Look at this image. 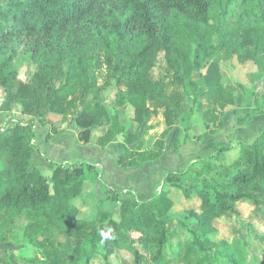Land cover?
Returning a JSON list of instances; mask_svg holds the SVG:
<instances>
[{
	"label": "trees",
	"instance_id": "16d2710c",
	"mask_svg": "<svg viewBox=\"0 0 264 264\" xmlns=\"http://www.w3.org/2000/svg\"><path fill=\"white\" fill-rule=\"evenodd\" d=\"M206 33L209 38L217 35L219 45L240 62L259 63L264 53V0H0V88L7 93L1 109L9 111L17 104L32 117L30 123L16 120L14 126L0 127V244L12 220L24 216L38 227L31 236L42 255L38 264L108 263V248L128 254L133 264H172L166 254L169 247L175 259L184 252L185 264L247 261L252 224L242 220L245 213L238 204L248 202L264 212V129L251 142L234 141L182 171L167 172L165 183L171 190L161 193L156 205L143 200L134 205L105 187L103 198L114 207L91 220L79 219L75 201L93 165L55 164L50 178L31 166L37 151L32 123L37 119L57 132L54 114H74L83 143L104 126L103 144L120 133L127 144L138 139L121 124L117 110L111 123V110L96 100L102 87L96 76L86 74L95 58L107 67L116 106L131 105L144 120L161 109L165 125H175L183 112V96L198 91L188 61L192 45L199 46ZM25 41L37 70L30 81L17 82L14 61ZM160 54L169 82L179 92L165 95L166 82L152 78ZM217 88L223 106L234 102L224 86ZM140 149L141 142L134 163L124 156L119 163L155 160L163 151ZM186 178L193 181L187 183ZM173 188L189 201H198L197 209L187 210L198 231L188 229L185 242L171 241L170 219L161 215L174 208ZM225 213L241 221L232 243L241 248L239 257L214 250L215 221Z\"/></svg>",
	"mask_w": 264,
	"mask_h": 264
},
{
	"label": "rangeland",
	"instance_id": "374dc122",
	"mask_svg": "<svg viewBox=\"0 0 264 264\" xmlns=\"http://www.w3.org/2000/svg\"><path fill=\"white\" fill-rule=\"evenodd\" d=\"M208 36L206 33L201 38L199 46L192 45L188 65L191 70V78L199 83V88L195 95L183 96V112L172 127L165 125L161 109L144 120L143 115L137 114L131 105L116 106L117 93L112 84L108 82L107 67L104 64L99 65L98 58L89 62L86 74L89 78L97 77L98 84L102 89L96 100L111 110V123L114 111L117 110L121 124L133 136L138 137L133 144H126L129 146V154L120 153L117 144L102 143L107 126L95 129L88 143L81 142L78 137L79 132L77 133V129L73 128L76 127L74 114L65 117H60L59 114L52 115L57 132H54L50 126L42 125L37 119L33 121L32 129L36 136L37 151L33 154L31 166L37 168L41 174L50 178L55 164L75 167V165H82L85 162L93 165V168L85 176L86 185L82 196L75 201L80 208L79 219L91 220L98 217L102 211L113 209L114 202L103 198L105 187L116 190L120 193L121 198L130 200L134 205L142 199L156 205L161 193L168 194L170 192V186L165 182L161 184L157 178L154 180L157 183L156 186H148L146 191L140 190L138 180H141L142 175L139 173L141 170L139 168L129 170L134 174L135 179L131 185L125 184L122 188L117 189L106 183L110 182L109 177L103 176L99 169V163L101 162L103 165L107 161L106 165L110 169L108 174L113 176V173H116L112 166H116L115 163L122 166L119 162L123 156L134 163L137 157L135 150L140 142L142 143L140 151L163 150L160 155L162 157H159L164 158L166 163H169V158L172 160H170L172 166L171 164L167 166L168 169L175 171V167L179 164V170L182 171L185 165L180 166V164L183 162H189L199 154L209 156L218 147L233 143L234 141L231 140L237 136L239 139L248 138L243 140L251 142L256 138V135L251 132L255 129L257 122L264 127V53L261 54L259 63L240 62L237 55L228 51V48L219 45L217 35L212 34L210 38ZM20 46L21 49L14 61L19 72L17 82L30 81L37 70V64L32 58L29 42L25 41ZM151 76L154 80L166 82L163 86L165 95L179 92L180 89L172 86L169 82V74L162 54H160ZM218 84L224 86L232 94L234 98L232 104L223 106L217 88ZM6 96L5 89L0 88V127L14 126L16 120L30 123L32 117L23 114L22 107L17 104H14L9 111L1 109ZM240 118H245L246 121L240 122ZM121 134L124 136V133ZM49 136L50 138H48ZM194 152L197 153L194 154ZM180 156L184 157L182 161ZM143 163L136 165L140 166ZM186 165L188 166L189 163ZM150 171L152 169L148 167V173ZM186 181L190 183L193 180L186 178ZM161 185L162 187H160ZM171 195L175 201L174 208L168 214L161 215L170 219L171 241L185 242L188 240V229L198 231L197 221L187 214V210L197 209L198 201L196 199L189 201L181 190L176 188L172 189ZM238 208L245 213L242 220H250L252 224L251 237L246 241L249 254L247 261L243 264H264V212L255 210L248 202L238 204ZM240 222L234 216L226 213L215 221L218 233L215 236L217 244L213 245L214 250L221 251L223 255L231 254L237 257L241 255V248L232 245L237 240ZM37 230L38 227L31 226L24 216L12 220L10 231L5 241L0 244V264H38L42 261L41 252L31 240L32 234L37 233ZM108 251H111L108 263L97 260V263L94 264H133L128 254H116L110 248ZM166 254L170 261L173 258L172 264H185L181 258L184 255L183 251L179 259H175L170 247L167 248Z\"/></svg>",
	"mask_w": 264,
	"mask_h": 264
},
{
	"label": "crops",
	"instance_id": "0c3cea01",
	"mask_svg": "<svg viewBox=\"0 0 264 264\" xmlns=\"http://www.w3.org/2000/svg\"><path fill=\"white\" fill-rule=\"evenodd\" d=\"M260 124L261 123L258 124V122H257V124H255V129H253V132H251V133H254L256 135L255 137H257L258 134L264 129V127H262ZM73 128H74V130L77 129L75 126ZM257 129H259V130H257ZM76 132L78 133V129H77ZM120 134H118L117 137L112 142H110L109 144H113V145L114 144H117L118 145V148H119V149L118 148L117 149H118V151L120 153L122 152V153L129 154L130 153L129 152V146L126 145L127 143L125 142L124 136L122 134L121 135ZM237 137L233 138L231 141H235V140H242V141H244L243 139H248V138L239 139ZM224 145H227V144H224ZM195 153H197V152H194V154ZM202 155L203 154L196 155V156H194V159L189 160V162H187V161L186 162H183L182 164H180V166L181 165H185L183 167V168H185L187 166L186 164L191 163L194 160H197V159H200V158L204 157ZM160 157H162V156H160ZM160 157L157 158V159H155V160L146 161L143 164H141L140 166H138L136 164L135 165H132V166H120V165H118V164L115 163L116 166H112V169L115 171L116 174L113 173V176H111V175L108 174V172H110V169L106 165V162L107 161H105V163L103 165H101V162L100 161H99L100 163L99 162H97V163L100 164L99 165V169L102 171L103 176L109 177V181L110 182H106V183H108V185L113 186V187H115L117 189L118 188H122V186H124L125 184L131 185L132 184V181L135 180L134 179V174H132L131 172H129V170H132L134 168L135 169H138V168L141 169V170H139V173L142 176H141V180H138V182L140 183L138 185H139V189L140 190L143 189V191H146L148 189L147 188L148 186L150 187L152 185V187H153V186H156L157 185V183L154 182L155 178H157L158 179L157 181H161V184H163L165 182V175H166V173L167 172H171L168 169L169 167H167L170 164L172 166V162H170L171 159L169 158V160H168L169 163H166L164 161V158L161 159ZM179 158L181 159V161H182V159H184V157H181V156ZM115 162H116V159H115ZM148 167H150L152 169V171H150V173H148ZM175 171H180L179 170V164H178L177 167H175ZM160 187H162V185ZM143 191H141V192H143Z\"/></svg>",
	"mask_w": 264,
	"mask_h": 264
},
{
	"label": "clouds",
	"instance_id": "9594fccd",
	"mask_svg": "<svg viewBox=\"0 0 264 264\" xmlns=\"http://www.w3.org/2000/svg\"><path fill=\"white\" fill-rule=\"evenodd\" d=\"M101 235H103V233H101Z\"/></svg>",
	"mask_w": 264,
	"mask_h": 264
}]
</instances>
